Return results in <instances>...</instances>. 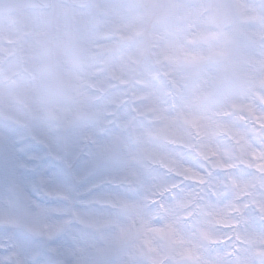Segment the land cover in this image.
Returning <instances> with one entry per match:
<instances>
[{
  "label": "clouds",
  "instance_id": "obj_1",
  "mask_svg": "<svg viewBox=\"0 0 264 264\" xmlns=\"http://www.w3.org/2000/svg\"><path fill=\"white\" fill-rule=\"evenodd\" d=\"M0 264H264V0H0Z\"/></svg>",
  "mask_w": 264,
  "mask_h": 264
}]
</instances>
